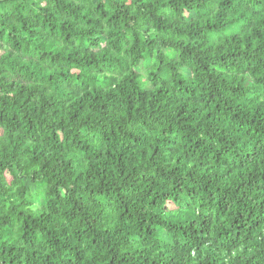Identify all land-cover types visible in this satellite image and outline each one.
Masks as SVG:
<instances>
[{"label":"trees","instance_id":"1","mask_svg":"<svg viewBox=\"0 0 264 264\" xmlns=\"http://www.w3.org/2000/svg\"><path fill=\"white\" fill-rule=\"evenodd\" d=\"M0 264H264V0H0Z\"/></svg>","mask_w":264,"mask_h":264}]
</instances>
